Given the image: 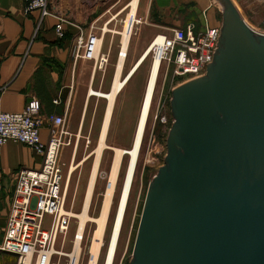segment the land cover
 I'll return each mask as SVG.
<instances>
[{
	"label": "water",
	"instance_id": "1",
	"mask_svg": "<svg viewBox=\"0 0 264 264\" xmlns=\"http://www.w3.org/2000/svg\"><path fill=\"white\" fill-rule=\"evenodd\" d=\"M202 77L172 87L129 264H264V36L230 0Z\"/></svg>",
	"mask_w": 264,
	"mask_h": 264
},
{
	"label": "crops",
	"instance_id": "2",
	"mask_svg": "<svg viewBox=\"0 0 264 264\" xmlns=\"http://www.w3.org/2000/svg\"><path fill=\"white\" fill-rule=\"evenodd\" d=\"M129 2L49 0L51 10L67 21L62 25L63 36L58 38L55 27L59 21L55 17H45L36 30L38 12L24 14L23 0H0V110L19 113L34 97L41 105L42 142L49 138L51 126L46 120L49 115L64 117L65 130L66 124L71 129L70 133L66 130L69 138L77 137L93 102L90 90L102 92L103 85L110 83L105 90L109 92L114 71L109 78L108 64L99 69L92 61L72 57L73 43L79 33L75 26L84 34L91 25L96 27L97 35L103 30L104 52L111 48L119 23L123 26ZM236 3L243 10L242 18L247 25H258L264 18V3L258 0H237ZM219 14V4L215 0H138L134 26L146 33L147 40H152L158 34L169 35L172 29L189 24L219 26ZM41 160V156L22 144L7 142L3 146L0 179L8 175V203L0 207V233L9 210L15 172L21 167L37 169ZM0 256L4 258L0 264L15 258L4 253Z\"/></svg>",
	"mask_w": 264,
	"mask_h": 264
},
{
	"label": "built area",
	"instance_id": "3",
	"mask_svg": "<svg viewBox=\"0 0 264 264\" xmlns=\"http://www.w3.org/2000/svg\"><path fill=\"white\" fill-rule=\"evenodd\" d=\"M230 1L234 4L237 0ZM258 1L264 3V0ZM23 4L24 14L38 12L36 30L45 17H55L59 21L55 27L56 35L58 38L63 36L62 25L67 21L51 10L49 0H23ZM248 26L254 33L264 36V18L258 25ZM75 27L79 33L73 43L72 57L92 61L99 69L107 65L108 54L102 51L104 31L97 35L96 27L91 25L84 34L80 27ZM219 36L220 25L211 27L207 24L201 27L189 24L172 29L169 35L154 36L147 50L152 63L159 62L158 79L163 76L165 81L171 73L177 86L202 77L211 62L212 47H217ZM54 103L57 104L58 100ZM40 112V102L34 97L19 113L0 110V156L3 146L14 142L30 148L42 159L37 169L21 167L15 172L0 253L14 256L17 264H59L54 260L55 256H65L69 259L67 264H76L73 255H63L54 250L58 234L69 224V215L63 209L64 165L59 161L61 148L70 144L69 133L65 130L64 117L49 115L46 117L51 126L49 138L42 142ZM46 217L53 218L51 229L46 226Z\"/></svg>",
	"mask_w": 264,
	"mask_h": 264
},
{
	"label": "rangeland",
	"instance_id": "4",
	"mask_svg": "<svg viewBox=\"0 0 264 264\" xmlns=\"http://www.w3.org/2000/svg\"><path fill=\"white\" fill-rule=\"evenodd\" d=\"M251 1L252 0H250V2ZM236 7L239 14L243 17V10L238 4ZM218 16L221 18L220 14ZM123 18H125V15ZM121 29L122 24L120 22L116 30L117 32H120ZM113 37L114 40L113 43H111V48H107V50L104 51L108 54L107 75L109 78L112 76L120 54L119 36L115 33L113 34ZM146 38L147 36L145 32H140L138 27L133 26L122 77L126 75L135 61L149 46L151 40H147ZM151 63L152 58L150 54L132 79L127 83L123 91L115 99L105 140L107 148L104 149L100 155L96 182L92 190L91 200L87 210V219L83 224L80 236L78 234V228L80 225L79 219H75L71 217V215H79L84 205L88 181L95 159L94 153L98 146L99 133L106 109L105 100L97 97L92 99L93 102L88 109L82 131L77 137H72L71 139L68 138L70 144L61 148L59 161L64 165V181L62 188L65 191L63 209L69 215V224L65 231L58 234L54 250L59 251L63 255L76 256V264H88L89 262L90 248L93 244L94 231L96 230V225L93 223V220L99 216L110 176L109 173L113 158V152L110 148L129 149L131 147ZM171 77V73H169L165 81L163 76L157 81L143 141L140 147L137 167L114 264H129L149 182L154 177L155 167L162 166L164 157L166 156L165 133L170 129L172 124L169 102L171 99L172 87L177 84V81L172 80ZM109 85L110 83L103 85L102 92L106 93L105 90H108ZM94 90L99 91L98 89ZM66 130L69 133L71 132V129L67 124ZM126 164L127 157L124 156L117 176L112 204L110 206L109 217L102 238V245L99 250L97 264H102L103 261ZM72 165H74V170L70 171ZM0 193L1 207L5 202L8 203V175H6V177L3 176L0 179ZM1 221L2 217H0V222ZM52 222L53 218H45V223L48 229L52 228ZM2 236L3 232L0 233V237ZM76 242H78V245H76L78 246L76 247L78 253H76L77 255H74V251H76ZM3 259V256H0V261ZM54 260L58 261L59 264H67L69 259L65 256H55ZM16 262V258L6 260V264H16Z\"/></svg>",
	"mask_w": 264,
	"mask_h": 264
},
{
	"label": "bare ground",
	"instance_id": "5",
	"mask_svg": "<svg viewBox=\"0 0 264 264\" xmlns=\"http://www.w3.org/2000/svg\"><path fill=\"white\" fill-rule=\"evenodd\" d=\"M237 3H234V5ZM138 5V0H130L129 4L127 5L126 9H128L127 15L123 21V26L120 32L116 34L119 36L120 42V54L118 56L115 68H114V79L112 82V86L109 92H100L95 90H90V95L101 98L106 101V109L103 116V121L99 133L98 138V146L95 150V159L94 164L92 166V170L90 173L88 187L86 190V196L84 199V205L82 211L79 215H71V217L75 219H79L80 225L78 228V234L82 232L83 224L87 219V210L89 207V203L91 200L92 190L94 184L96 182V174L98 163L100 159V155L104 149L107 148L105 144L109 123L112 116V110L114 106V102L116 97L123 91L127 83L132 79L135 73L139 70V68L143 65L145 60L148 57L149 50H145L140 57L135 61L129 71L126 73L125 76L122 77V72L124 69V64L127 58V52L130 44V39L132 36V24L135 23V11ZM236 6V5H235ZM158 69H159V62L155 61L151 63L147 82L145 85V89L143 92L141 105L139 109V115L137 119V124L135 128V132L133 135V140L131 147L129 149H117V148H110L113 152V158L111 163L110 169V176L108 181L107 190L105 192L103 202L101 205V209L99 212V216L93 220V223L96 225V230L94 231V238L91 245L90 251V258L88 264H97V260L99 258V250L102 245V238L105 232L106 224L109 217L110 206L112 204L113 193L116 185L117 176L120 170L121 161L124 156L127 157V164L125 167V172L122 180L121 189L119 192L109 239L107 241V247L104 253L102 264H114L116 251L118 247V242L125 218V213L129 201V196L131 192V188L133 185L134 175L137 167V161L139 157L140 147L143 141L144 132L146 128V124L148 121L151 104L153 100V95L156 89L157 80H158ZM74 170V165L70 167V171ZM72 173V172H71ZM119 187V186H118ZM75 248L78 247V242H76ZM74 255L78 253L77 248ZM76 257V256H75Z\"/></svg>",
	"mask_w": 264,
	"mask_h": 264
},
{
	"label": "trees",
	"instance_id": "6",
	"mask_svg": "<svg viewBox=\"0 0 264 264\" xmlns=\"http://www.w3.org/2000/svg\"><path fill=\"white\" fill-rule=\"evenodd\" d=\"M14 257V256H13Z\"/></svg>",
	"mask_w": 264,
	"mask_h": 264
}]
</instances>
